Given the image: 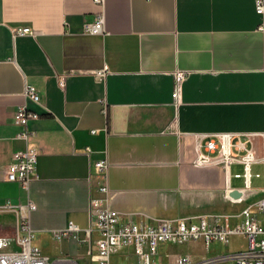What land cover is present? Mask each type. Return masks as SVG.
<instances>
[{
  "label": "crops",
  "instance_id": "1",
  "mask_svg": "<svg viewBox=\"0 0 264 264\" xmlns=\"http://www.w3.org/2000/svg\"><path fill=\"white\" fill-rule=\"evenodd\" d=\"M254 2L104 0L101 35L83 31L92 0H0V252L15 247L16 212L5 206L31 202L41 252L93 264L82 240L100 182L92 165L103 157L100 196L136 221L239 215L264 198V162L252 164L249 188L232 175L240 164H194L203 135L224 132L264 158V17ZM176 69L188 72L178 102ZM22 105L40 114L26 139L13 123ZM25 147L38 154L28 188L3 179ZM68 221L80 229L56 236Z\"/></svg>",
  "mask_w": 264,
  "mask_h": 264
},
{
  "label": "built area",
  "instance_id": "2",
  "mask_svg": "<svg viewBox=\"0 0 264 264\" xmlns=\"http://www.w3.org/2000/svg\"><path fill=\"white\" fill-rule=\"evenodd\" d=\"M98 10L92 21L83 24V31L88 34H105V17L103 12L104 0H92ZM255 10L264 17V0H255ZM264 28V24L260 25ZM18 34H32L29 27H17ZM97 72L104 75V70ZM188 72L176 69L173 72L174 86L172 99L178 102L181 95L182 82ZM58 83L63 84L62 76ZM24 96L31 101L40 99L38 91L32 86H25ZM39 113L27 106H19L13 113V123L21 130L17 137L26 139L27 124L31 119L39 117ZM203 151L197 153L194 164H220L229 170L232 164H240L241 171L233 173L236 178L243 180L249 188L252 164L264 162L258 159L254 150L246 146V141L240 135L232 133H213L203 135ZM38 154L33 147H25L12 153L10 162L6 165L3 179L17 182L28 188L36 170ZM106 157L93 162L94 173L100 179L95 187L97 195L89 197V220L84 228L88 245L87 254L93 264H120L112 262V255L118 254L128 260L126 264H264V198L253 207H245L239 215H198L188 218H178L173 221H158L147 223L136 221L128 213H121L108 205L107 199L100 195L108 192ZM16 212L15 249L0 252V264H79L76 258L62 256L51 258L44 255L34 240L33 229L30 225V212L35 209L31 202L25 204L6 205ZM239 218V219H238ZM80 227L73 221L55 231V235H69ZM242 234L247 239L245 249L233 253L196 259L191 254H164L159 246L167 242L183 243L200 240L205 248L212 242L227 244L230 236Z\"/></svg>",
  "mask_w": 264,
  "mask_h": 264
},
{
  "label": "rangeland",
  "instance_id": "3",
  "mask_svg": "<svg viewBox=\"0 0 264 264\" xmlns=\"http://www.w3.org/2000/svg\"><path fill=\"white\" fill-rule=\"evenodd\" d=\"M247 246V239L242 234H234L230 236L229 242L223 244L220 242H212L208 248H205L204 244L198 241H186L183 243L167 242L159 246L160 252L164 254H191L196 259L212 257L216 255L233 253L245 249ZM12 249H15L13 246ZM112 262L126 264L128 262L124 257L114 254L111 257ZM83 264H87V261H83ZM224 264H231V262H226Z\"/></svg>",
  "mask_w": 264,
  "mask_h": 264
},
{
  "label": "water",
  "instance_id": "4",
  "mask_svg": "<svg viewBox=\"0 0 264 264\" xmlns=\"http://www.w3.org/2000/svg\"><path fill=\"white\" fill-rule=\"evenodd\" d=\"M230 196H232V197H237V196H239L240 194H241V192L240 191H238V190H232V191H230Z\"/></svg>",
  "mask_w": 264,
  "mask_h": 264
}]
</instances>
